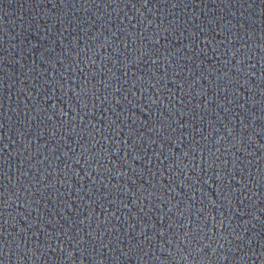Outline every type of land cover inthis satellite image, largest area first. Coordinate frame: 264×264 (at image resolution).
<instances>
[{
  "label": "water",
  "instance_id": "water-1",
  "mask_svg": "<svg viewBox=\"0 0 264 264\" xmlns=\"http://www.w3.org/2000/svg\"><path fill=\"white\" fill-rule=\"evenodd\" d=\"M0 264H264V0H0Z\"/></svg>",
  "mask_w": 264,
  "mask_h": 264
}]
</instances>
